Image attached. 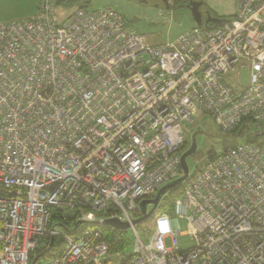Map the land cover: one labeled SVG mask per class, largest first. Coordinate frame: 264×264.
I'll return each mask as SVG.
<instances>
[{
    "label": "built area",
    "instance_id": "1",
    "mask_svg": "<svg viewBox=\"0 0 264 264\" xmlns=\"http://www.w3.org/2000/svg\"><path fill=\"white\" fill-rule=\"evenodd\" d=\"M203 113L264 133V0L157 44L89 0H37L36 17L0 23V264H264V142L188 173L147 241L132 224L183 174L184 127ZM111 218L129 224V253L109 251Z\"/></svg>",
    "mask_w": 264,
    "mask_h": 264
},
{
    "label": "rangeland",
    "instance_id": "2",
    "mask_svg": "<svg viewBox=\"0 0 264 264\" xmlns=\"http://www.w3.org/2000/svg\"><path fill=\"white\" fill-rule=\"evenodd\" d=\"M89 6L113 7L122 15L128 25L136 28L145 36L147 42L152 44L173 40L179 33L189 29L193 23L191 12L185 6L173 5L165 9L161 0H89ZM201 11L205 13L202 9ZM36 12L37 0H0V23L32 19L36 17ZM241 75L242 82H238V84L244 85L247 81V72L243 70ZM184 135L186 139L184 151L191 145L193 138L195 141V152L186 158L188 173L194 174L198 167L206 163L210 151L219 153L223 150L224 140L230 139L232 133L223 131L209 115L203 113L194 115L193 121L185 125ZM150 208L151 205L147 207V210ZM162 213L168 215L166 212H160L158 215ZM156 215L155 211L152 215L154 220ZM136 225L139 231L144 230L139 228L138 224ZM179 228L182 232L187 231L184 219L179 220ZM124 231H127L128 237L132 238L130 229ZM147 239L148 234H144L143 240L147 241ZM178 240L179 247L184 250L193 244L190 234L178 236ZM164 241L166 246H170L169 238ZM125 253H129V251ZM112 261L118 262L115 258Z\"/></svg>",
    "mask_w": 264,
    "mask_h": 264
},
{
    "label": "trees",
    "instance_id": "3",
    "mask_svg": "<svg viewBox=\"0 0 264 264\" xmlns=\"http://www.w3.org/2000/svg\"><path fill=\"white\" fill-rule=\"evenodd\" d=\"M140 1H148V0H140ZM189 1L190 0H179V1L175 2L174 5H180V6L182 5V6L186 7V2H189ZM73 5H75V4H72V3L68 4L69 7H73ZM79 6H82V5L79 4ZM64 7H65V5L63 3H61L59 12L63 11V9H65ZM206 11H208L210 13V15L212 16L211 11L205 9L204 12H206ZM230 18H232V16L221 17V19H226V20H228ZM251 126H252V124L250 123L249 118L242 119L241 122L235 127V129L231 131V133H232L231 138L224 140V142L222 144L223 150H226L229 147H233L234 145L239 143V140L244 141V142H251V143H255V144H261L262 142H264V133L262 135L255 136V137H251L249 135L248 131L250 130ZM185 145H186V141L183 144V146L181 147L182 151H184V148L186 147ZM217 155H218V153L210 151L208 154V160L213 159ZM202 167H203V165L198 167L196 169L195 173L192 174V176L195 175L196 173H198ZM183 187H184V183H181L178 186H176L175 188H173L172 190H170L166 195H164L163 198L161 199L160 203H159L158 208L156 209V214H158L160 212H166V213H168V215L173 216L174 215V202L177 198H179L182 195ZM86 225H88V224L85 223V226ZM154 226H155L154 216H151L150 218H148V219H146V220H144L138 224L139 228L144 229L140 232H144V234H148V235L152 232ZM137 230H138V228H137ZM101 231H102V237L104 239H106L109 243V251L111 253L119 252V253L124 254L125 252L130 251V249H131V236L128 237L127 231L114 230V229H111L107 226H102Z\"/></svg>",
    "mask_w": 264,
    "mask_h": 264
},
{
    "label": "water",
    "instance_id": "4",
    "mask_svg": "<svg viewBox=\"0 0 264 264\" xmlns=\"http://www.w3.org/2000/svg\"><path fill=\"white\" fill-rule=\"evenodd\" d=\"M162 1L164 3L165 9H168L169 6L166 0H162ZM200 6H201L200 2H193L191 0L186 4V8L191 12V16L193 18V22L195 26L198 27L204 26L206 28H213L222 25L226 21V19H221L218 17L211 16L208 11H206L203 16L202 11L199 8ZM195 147H196L195 141L193 138L191 145L187 148V150L182 152L180 158V166L183 174L179 178L160 187L152 198L144 199L139 202L141 216L132 220L133 225L139 224L142 221L146 220L147 218L151 217L158 208L159 203L163 198V196L185 180L188 174L186 158L195 152ZM148 205H151V208L149 210H147ZM103 225L110 227L114 230H127L129 228V224L127 222L120 221L116 218L105 219L103 221ZM35 261L36 258L31 262V264H34Z\"/></svg>",
    "mask_w": 264,
    "mask_h": 264
},
{
    "label": "crops",
    "instance_id": "5",
    "mask_svg": "<svg viewBox=\"0 0 264 264\" xmlns=\"http://www.w3.org/2000/svg\"><path fill=\"white\" fill-rule=\"evenodd\" d=\"M191 1L200 2L201 6L199 8L202 9L203 11L205 9L211 11L212 16L214 17L221 18L226 16H232L235 12L236 0H191ZM187 19L188 17L186 18V20ZM192 26H194V22L189 27L191 28Z\"/></svg>",
    "mask_w": 264,
    "mask_h": 264
},
{
    "label": "flooded vegetation",
    "instance_id": "6",
    "mask_svg": "<svg viewBox=\"0 0 264 264\" xmlns=\"http://www.w3.org/2000/svg\"><path fill=\"white\" fill-rule=\"evenodd\" d=\"M187 3H188V2H187ZM187 3H186V4H187ZM202 15H204V13H203V12H202Z\"/></svg>",
    "mask_w": 264,
    "mask_h": 264
}]
</instances>
